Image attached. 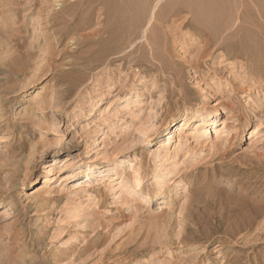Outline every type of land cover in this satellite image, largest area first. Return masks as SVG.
<instances>
[{
  "label": "rangeland",
  "instance_id": "obj_1",
  "mask_svg": "<svg viewBox=\"0 0 264 264\" xmlns=\"http://www.w3.org/2000/svg\"><path fill=\"white\" fill-rule=\"evenodd\" d=\"M155 1L0 0V264H264V0H161L149 45ZM216 110L233 137L182 136L161 180V135ZM122 153L141 181L103 185Z\"/></svg>",
  "mask_w": 264,
  "mask_h": 264
},
{
  "label": "bare ground",
  "instance_id": "obj_2",
  "mask_svg": "<svg viewBox=\"0 0 264 264\" xmlns=\"http://www.w3.org/2000/svg\"><path fill=\"white\" fill-rule=\"evenodd\" d=\"M65 1V0H64ZM160 1L161 0H156L155 1V4H154V6L152 7V9L148 12V16H147V20L146 21H144V22H141V27H142V31H140L141 33L139 34V36L138 37H140L143 41H145V42H148L149 41V36H150V34H151V31H153V27L155 26V20L157 21L158 20V17H159V14H158V12L156 11V8L159 6V3H160ZM57 2V1H56ZM68 2V1H67ZM93 2V1H92ZM170 2V1H169ZM61 3V2H60ZM72 4V3H71ZM70 4V5H71ZM161 4V3H160ZM61 5V4H60ZM95 6V5H94ZM163 6V5H162ZM97 9V8H96ZM191 9V8H190ZM170 10V9H169ZM45 8H43L42 6L41 7H39L38 8V10L36 11V13H35V15H34V21H33V25H32V28H33V30H35V28H39V29H41L42 31H43V33L45 32L44 31V27H45V25H46V22H47V16H44V14H45ZM48 12H49V10H48ZM163 12V11H162ZM171 12V11H170ZM49 14V13H48ZM46 15V14H45ZM164 16V15H163ZM191 16V15H190ZM167 17V16H166ZM162 18V17H161ZM161 22V21H160ZM183 23V22H182ZM162 26V25H161ZM38 29V30H39ZM105 31H104V29L103 28H101L100 30H97V32L95 33V35H96V38L95 39H97V43H99V45L103 42V41H105L106 39L105 38H103L102 37V35L103 34H101V33H104ZM39 33H40V31H39ZM35 34V33H34ZM33 34V35H34ZM100 34H101V36H100ZM107 38H108V36H107ZM38 39V38H37ZM96 42V40L94 41V43ZM132 43H133V39L131 40V39H128V41H127V43H126V46H130V45H132ZM143 43V42H142ZM156 43V42H155ZM148 44L150 45V42H148ZM153 44V43H152ZM157 46H155V44H154V46L152 45V46H150L149 48V50H151L152 51V58H154V59H159L160 61L158 62V68H160V69H163V67H164V61H165V59H167V53H166V50L164 49V48H162L161 46H158V44H156ZM97 46H98V44H97ZM102 46V45H101ZM161 47V48H160ZM148 48V47H147ZM159 49H161L160 50V54L162 55H159L158 53V50ZM134 50V49H133ZM150 53V52H149ZM150 55V56H151ZM169 61V60H168ZM156 62V63H157ZM172 64V63H171ZM171 64H170V67L172 68V66H171ZM152 65V64H151ZM167 66H169V65H167ZM155 67H157V65L155 66ZM173 71V70H172ZM255 83H258L259 84V86L261 85V82H259V81H255ZM264 87V86H263ZM36 99H37V97H35ZM35 98H33V99H35ZM35 99V100H36ZM129 97H125L124 98V102L125 103H128V101H129ZM33 101V103H39V102H36V101ZM40 104H38V106H40L41 104H45L46 103V105L48 104V99H46L45 97H41L40 99ZM38 100V101H39ZM132 101V100H131ZM134 101V105L136 106V104H138L137 103V101H138V97H135V100H133ZM125 106L126 105H124V106H121V107H119V109L121 110V111H124L125 109ZM48 111H47V106L46 107H44L43 109H42V111H41V115L40 116H44L46 113H47ZM228 113V112H227ZM230 113V112H229ZM220 114V112L218 111V110H216L215 111V114H213V115H211V116H209L208 114H207V112H198L197 113V115H196V117L194 118L193 116L194 115H192V112L191 111H188L184 116H183V118L180 120V121H178L177 123H175V124H173L172 126H170V128L167 130V132L166 133H164V134H162L161 136L163 137L160 141H159V145H158V151H160L161 152V154H156L157 155V157H160V162L157 164V170H159V168H161V167H163V169H160L159 171H157V176H160V175H162V178H161V180H163V181H165V176L169 173V171H168V169H169V167H168V165L169 164H171L170 163V161L172 160V158H174L180 151H182V149H183V147H184V143H185V141L183 142L182 141V136H185L186 138H188V137H191V139L193 140V141H198L200 138H202V137H205V136H207L208 137V133H211V129L213 128L214 129V133H215V138H221V136H226L227 134H229L228 135V138H231V137H233V135L231 134V132L230 131H228V125H227V123H226V121H223L222 122V126L221 127H217V126H215V124H216V122H217V116ZM30 117H34V115H31ZM35 118V117H34ZM43 118V117H42ZM30 119V118H29ZM44 119H46L47 120V125H48V127H49V129L50 128H52L53 129V122H52V120H50L49 118H44ZM30 120H33V119H30ZM35 121H37V120H35ZM30 122H32V121H30ZM192 122H194L193 123V126H192V131H191V135H188V134H186V133H182V130H183V128L185 127V128H189L190 127V125L192 124ZM246 123V122H245ZM39 124V123H38ZM178 136V139L176 140V142L174 143V137L175 136ZM30 144V143H29ZM28 144V145H29ZM23 149V148H22ZM29 152H28V154L27 153H25V154H27V158H25L26 159V162L25 163H29L30 162V160L33 158V154H34V151H35V144H30L29 145ZM25 151V150H24ZM23 151V152H24ZM22 152V153H23ZM26 152V151H25ZM159 153V152H158ZM140 154H142V153H140ZM139 154V155H140ZM26 156V155H25ZM24 158V157H23ZM22 158V159H23ZM70 161H72V157H70V154L69 153H67V156L65 157V159L64 160H62L61 162H63V166H65L66 168L65 169H68V168H70V166H74V165H70ZM61 165V166H62ZM126 165H129V170L130 171H132V179H135L136 180V182H140L141 181V179H138V177L139 178H141V176H140V167H141V158H139L137 155H135V154H127V155H124L123 153L122 154H120V155H116V156H114L111 160H110V162H109V164L107 165V167L105 168V169H103L102 171H100V173H102L100 176H101V183L103 184V185H110L113 181H114V179H113V176L114 175H116V176H123V174H124V172H125V166ZM87 170H86V172H85V178L87 177V178H90L92 175H93V173H95L96 171L97 172H99L97 169H96V171H95V168L94 167H91V166H89V167H87L86 168ZM48 171V170H47ZM163 171V172H162ZM156 175H155V178L157 177ZM51 177H49V175H46L45 177H44V184L46 185L47 183H49L50 182V179ZM86 178V179H87ZM82 179V178H81ZM65 180H67V179H65L64 177L61 179V182H63V181H65ZM82 181V180H81ZM123 181H125V182H123ZM127 180H125V177L123 178V179H121V181L119 182L120 184L121 183H127L126 182ZM162 181V182H163ZM81 183L82 182H80V185H81ZM85 183V182H84ZM45 185H43V186H45ZM85 186H89V183L88 182H86L85 183ZM78 187H80L79 185H78ZM43 188V187H42ZM127 189H129V188H127ZM130 191H133L132 189H129ZM143 190H145V191H147V190H149L148 188H144ZM44 192V191H43ZM69 206V205H68ZM78 207H83L84 208V205H82V204H79L78 203V205H77ZM169 208V207H168ZM170 210H173L174 209V207H170L169 208ZM79 215H76V217H78ZM183 216V215H182ZM184 217V216H183ZM160 232H162V231H160ZM166 235H164V232L163 233H161V234H159V236H158V238H157V241L159 242V243H161V242H164L165 241V237ZM165 242H167V240L165 241ZM164 242V243H165ZM166 244V243H165ZM199 246V245H198ZM162 264H164V263H162ZM167 264V263H166ZM168 264H169V262H168Z\"/></svg>",
  "mask_w": 264,
  "mask_h": 264
}]
</instances>
